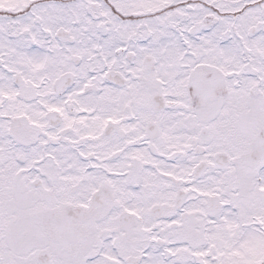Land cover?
<instances>
[{"label":"snow or ice","instance_id":"snow-or-ice-1","mask_svg":"<svg viewBox=\"0 0 264 264\" xmlns=\"http://www.w3.org/2000/svg\"><path fill=\"white\" fill-rule=\"evenodd\" d=\"M0 264H264V0H0Z\"/></svg>","mask_w":264,"mask_h":264}]
</instances>
